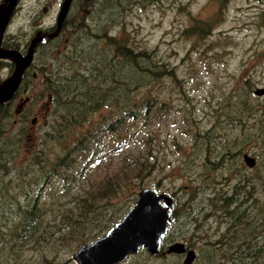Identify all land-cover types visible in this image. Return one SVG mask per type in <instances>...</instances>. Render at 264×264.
<instances>
[{
    "label": "rangeland",
    "instance_id": "1",
    "mask_svg": "<svg viewBox=\"0 0 264 264\" xmlns=\"http://www.w3.org/2000/svg\"><path fill=\"white\" fill-rule=\"evenodd\" d=\"M119 2L122 6L114 11ZM61 3L62 0H20L4 39L18 43L24 54L36 34L46 36L55 30L48 32L56 27ZM110 3L112 8L107 6L100 11L98 1L87 5L74 1L68 11V25L84 20L91 32L97 33L101 21L114 12L109 33L127 37L135 48L154 50V60L174 69L177 82L163 78L150 84L148 91L133 93L135 101L148 96L162 106L165 104L164 109L156 106L147 120L148 126L141 127L137 137L123 148L104 150V160L100 150L86 168L77 192L85 195L87 190H98L107 182L119 185L127 178L122 190L111 200L112 204L125 208L140 190L155 189L174 200V220L162 251L170 243L183 240L196 253L192 264H209L210 254H216L213 264H223L226 261L220 253L224 247L217 239L226 223L213 208L218 202H225L218 195L232 191L240 180L251 178L256 188L253 202L264 212V130L258 125L260 115L264 114V96L254 95L255 90L264 86V0H117V3L111 0ZM195 25L204 29L194 33ZM58 36L61 40L65 38L61 31ZM61 42L59 50L65 47L64 41ZM13 68L10 71L7 67L1 77L6 80ZM27 88L12 102L11 115L4 120L7 136L21 138L18 157L8 177L39 147L48 145L45 154L50 159L64 154L63 143L58 145L56 139L50 142L44 136L46 131H53V112L46 103L48 92L43 90L42 77L36 76ZM38 92L43 97H37ZM27 96H36V100L20 110L18 104ZM26 111L28 117L25 113L19 115ZM112 112L113 108L94 114L86 126L66 139L71 143L76 136L99 126L102 117H112ZM232 116L235 124L229 125L227 118ZM133 125L128 123V130ZM120 141L124 142L111 138L108 143L112 147ZM243 154L256 159L253 168L244 165ZM145 160L151 166L143 168L140 163ZM258 179L262 183L256 182ZM58 186L57 179L52 180L44 190L46 200H52ZM213 192L218 194H210ZM236 208L246 212L243 205ZM78 243L79 240H70L50 253L32 247L23 252L18 264H24V260L30 264H76L72 255L80 247ZM183 259L184 256L178 255L148 259L142 251L122 264H182ZM238 264L255 263L247 260Z\"/></svg>",
    "mask_w": 264,
    "mask_h": 264
},
{
    "label": "trees",
    "instance_id": "2",
    "mask_svg": "<svg viewBox=\"0 0 264 264\" xmlns=\"http://www.w3.org/2000/svg\"><path fill=\"white\" fill-rule=\"evenodd\" d=\"M96 1L101 6L100 11L107 6L113 7L111 0L75 2L87 5ZM121 6L119 2L113 7L114 11ZM111 15L101 21V29L96 30L97 33H92L91 27L84 20L68 25L67 16L61 28L65 38L61 40L57 36L45 39V44L36 46L32 63L25 71L14 98L0 107V264H18L23 252L32 247L41 253H50L59 244L70 240H79V246L90 244L103 236L134 203L135 198L131 197L132 204L125 206L126 210L124 206L111 203L122 190L127 178L119 185L107 182L98 190H87L85 195L78 194L77 185L100 150L101 159L104 160V150L123 148L125 143L137 137L141 127L148 126L147 120L156 106L159 110L164 109L165 104L162 106V103L148 96L135 101L133 93L148 91L150 84L163 78H169L175 83L177 79L174 69L154 60V50L135 48L127 37L109 33L108 27L115 13ZM203 29L195 25L192 32L197 33ZM4 38V48L19 50L18 43ZM61 41H64L65 47L59 50V44L63 43ZM99 41L101 46L98 47ZM7 67L11 71L13 64L0 60V84L4 81L1 72ZM125 67L133 70H125ZM38 75L42 77L43 90L48 92L46 103L50 104L53 112V131H46L44 136L50 142L56 139L58 145L63 143L64 154L50 159L45 154L48 145L43 149L39 147L28 155V159L16 169L13 176L8 177L18 157L21 138L18 140L17 137L7 136L4 120L11 115L15 98L28 89L29 83L33 84ZM38 95L39 98L43 97L41 92ZM35 100L36 96H27L20 100L18 107L24 102L21 109H25V105L33 104ZM112 108V117H102L99 126L85 130V134L76 136L71 143L66 139L73 131L86 126L94 114ZM249 110L252 112L251 108ZM21 114L25 117L29 115L27 111ZM128 123L135 125L128 130ZM227 123L235 124L233 116L227 118ZM258 123L261 130H264V114L260 115ZM111 138L123 139L124 142L120 141L118 145L110 147L108 140ZM140 165L147 168L151 163L145 160ZM54 179H57L59 186L49 201L45 199L44 190ZM252 180H240L230 190L231 195H227L230 191L218 195L225 203L214 205V212L221 215L226 223L223 234L217 239V243L224 247L220 253L226 261L223 264H238L247 260L264 264V245H260V240L264 243V212L253 202V191L256 188ZM241 181L245 183L244 186ZM256 182L262 183L259 179ZM246 188L250 189L246 191ZM229 205H233V209L243 205L246 212L239 208L233 211ZM215 256L209 255V264L214 263ZM146 257L162 256L160 253L152 256L146 253ZM24 264L30 263L24 260Z\"/></svg>",
    "mask_w": 264,
    "mask_h": 264
},
{
    "label": "water",
    "instance_id": "3",
    "mask_svg": "<svg viewBox=\"0 0 264 264\" xmlns=\"http://www.w3.org/2000/svg\"><path fill=\"white\" fill-rule=\"evenodd\" d=\"M19 1L3 0L0 4V60L8 61L14 66L11 75L0 84V107L14 98L25 71L32 63L36 46L44 43L46 38L53 39L58 36L70 5L75 0H62L54 32L46 36L36 34L24 54L2 46L4 35ZM43 12H46V9ZM254 95L264 96V86L255 90ZM23 103L19 105V109L22 108ZM243 159L248 167L254 166L253 158L244 155ZM173 205L174 201L171 197L158 193L155 189L140 190L135 196L133 205L121 219L103 236L90 244L80 246L73 253L72 259L76 264H120L129 256L137 255L141 250L151 256L157 255L171 223L170 211ZM166 253L183 254L184 245L174 244ZM194 260L195 253L189 250L185 253L183 264H192Z\"/></svg>",
    "mask_w": 264,
    "mask_h": 264
},
{
    "label": "flooded vegetation",
    "instance_id": "4",
    "mask_svg": "<svg viewBox=\"0 0 264 264\" xmlns=\"http://www.w3.org/2000/svg\"><path fill=\"white\" fill-rule=\"evenodd\" d=\"M76 1V0H75ZM52 29H55V28H50L49 30H48V32H50V31H52ZM51 33V32H50ZM48 40V39H47ZM48 42V41H47ZM46 43V41L43 43V44H45ZM20 114V113H19ZM255 164H256V159H255ZM174 201V200H173ZM173 208H174V205H173ZM173 208L171 209V211H170V214H171V223H170V226H169V229H168V231H167V233L165 234V237L163 238V241H162V245H161V249L163 250V242H164V240H165V238H166V236H167V234L169 233V231H170V228H171V225H172V222H173ZM174 244H182V245H184V253L183 254H175V253H171V254H167L166 253V251L168 250V248L170 247V246H172V245H174ZM189 250H192L194 253H195V251L192 249V247L191 246H189L185 241H176V242H172V243H170L168 246H167V249L165 250V251H161V252H159L160 253V255L163 257H168V256H171V255H178V256H184L185 257V253L187 252V251H189ZM162 252H163V254H162ZM196 254V253H195ZM130 257V256H129ZM128 257V258H129ZM195 257H196V255H195ZM127 258V259H128ZM126 259V260H127ZM125 260V261H126ZM184 260V259H183ZM124 261V262H125ZM124 262H122V263H124ZM122 263H120V264H122ZM182 264H183V261H182Z\"/></svg>",
    "mask_w": 264,
    "mask_h": 264
},
{
    "label": "bare ground",
    "instance_id": "5",
    "mask_svg": "<svg viewBox=\"0 0 264 264\" xmlns=\"http://www.w3.org/2000/svg\"><path fill=\"white\" fill-rule=\"evenodd\" d=\"M73 2H74V1H73ZM73 2H72V3H73ZM72 3H71V4H72ZM16 9H17V8H16ZM53 32H54V31H53ZM51 33H52V32H51ZM51 33H50V34H51ZM46 39H47V38H46ZM4 81H5V80H4ZM4 81H3V82H4ZM1 84H2V83H1ZM244 155H247V156L251 157V156L248 155V154H243V156H242L243 163H244V159H243ZM251 158H253V157H251ZM253 159H254V158H253ZM254 161H255V159H254ZM244 165H246V164L244 163ZM246 166H247V165H246ZM254 166H255V163H254ZM254 166H253V167H254ZM247 167H248V166H247ZM253 167H249V168H253ZM195 255H196V254H195ZM195 258H196V257H195Z\"/></svg>",
    "mask_w": 264,
    "mask_h": 264
}]
</instances>
